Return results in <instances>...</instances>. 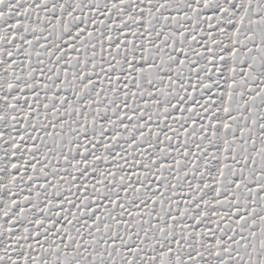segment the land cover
Listing matches in <instances>:
<instances>
[{"label": "snow or ice", "instance_id": "6c2138e0", "mask_svg": "<svg viewBox=\"0 0 264 264\" xmlns=\"http://www.w3.org/2000/svg\"><path fill=\"white\" fill-rule=\"evenodd\" d=\"M0 264H264V0H0Z\"/></svg>", "mask_w": 264, "mask_h": 264}]
</instances>
